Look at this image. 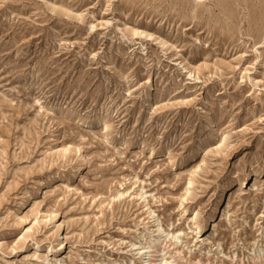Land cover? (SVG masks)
<instances>
[{
	"label": "rangeland",
	"instance_id": "obj_1",
	"mask_svg": "<svg viewBox=\"0 0 264 264\" xmlns=\"http://www.w3.org/2000/svg\"><path fill=\"white\" fill-rule=\"evenodd\" d=\"M165 240L264 262V0H0V264Z\"/></svg>",
	"mask_w": 264,
	"mask_h": 264
},
{
	"label": "bare ground",
	"instance_id": "obj_2",
	"mask_svg": "<svg viewBox=\"0 0 264 264\" xmlns=\"http://www.w3.org/2000/svg\"><path fill=\"white\" fill-rule=\"evenodd\" d=\"M253 180L252 179V174H249L248 175V180L246 182V185L248 187V181L249 180ZM245 182H242V184H244ZM233 191V188H231V190H226L224 192V196L220 199V201L217 203L215 209H214V212H213V217H212V221L215 220V218L217 217V215L219 216L220 215V212L222 211V208H223V204L226 203V200L228 198V195ZM210 221V220H209ZM215 222V221H214ZM63 246V244L61 245ZM167 248V243H166V240L165 241H161L155 245H153L152 247L150 248H146L149 250V252H144L145 253H148V258H149V263L150 264H171L170 262H168L166 259H165V249ZM60 250H57V252L59 253ZM147 251V250H145ZM59 254H62L61 252ZM142 254V253H141ZM147 255V254H146ZM263 261V260H262ZM261 264H264V262H262Z\"/></svg>",
	"mask_w": 264,
	"mask_h": 264
}]
</instances>
